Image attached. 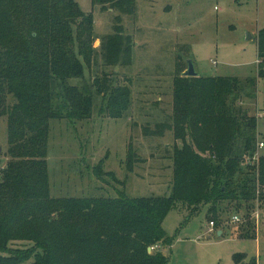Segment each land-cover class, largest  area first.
<instances>
[{
    "label": "trees",
    "instance_id": "trees-1",
    "mask_svg": "<svg viewBox=\"0 0 264 264\" xmlns=\"http://www.w3.org/2000/svg\"><path fill=\"white\" fill-rule=\"evenodd\" d=\"M92 2L119 12L104 43L103 65H132L133 38L125 34L121 14L131 15L136 0ZM94 27L77 0H0V118L7 121L9 158L0 172V264H169L155 248L172 245L163 228L172 210L184 208L189 220L203 207L213 213L219 203L251 213L264 205V157L253 162L258 123L241 102L245 95L254 98L256 81L183 74L173 80L170 120L144 130L146 136L171 130L182 142L171 156L168 196L130 198L119 190L111 198L52 196L50 121L90 120L97 99L101 113L117 120L131 104L130 85L105 74L86 78L99 56ZM258 40L264 75V29ZM134 159L130 144L128 173ZM104 162L93 168L96 178L121 185ZM22 242L29 246L17 245Z\"/></svg>",
    "mask_w": 264,
    "mask_h": 264
},
{
    "label": "rangeland",
    "instance_id": "rangeland-1",
    "mask_svg": "<svg viewBox=\"0 0 264 264\" xmlns=\"http://www.w3.org/2000/svg\"><path fill=\"white\" fill-rule=\"evenodd\" d=\"M77 2L85 14L93 16V46L99 51L86 72L87 80L105 74L117 85H130L131 104L117 120L101 113V99H97L90 120L50 121L48 165L54 198H111L116 197L117 190L130 198L170 194L171 156L175 143L181 147L182 142L175 141L171 130L163 136H146L144 130H154L157 124L170 120L173 80L188 69V61L201 77L256 81L254 98L249 100L245 95L241 102L256 117L258 143H264V75H260L258 63L264 0H136L131 15L121 14L125 34L133 38L132 65L116 67L104 66L101 53L106 38L114 32L119 12L102 11L92 0ZM130 144L139 159H134L133 171L128 173ZM7 149V121L0 118V172L9 159ZM261 157L264 147L253 162ZM102 160L105 171L113 173L121 185L110 177L105 181L96 178L93 168ZM213 211L203 207L189 220L182 207L169 212L163 228L172 245L156 251H163L169 264H237V255L246 263L264 264V205L257 204L251 213L225 202ZM234 216H239L240 222H234ZM212 221L215 229L210 233ZM218 229L225 234L219 235ZM17 245L29 246L24 242Z\"/></svg>",
    "mask_w": 264,
    "mask_h": 264
},
{
    "label": "water",
    "instance_id": "water-1",
    "mask_svg": "<svg viewBox=\"0 0 264 264\" xmlns=\"http://www.w3.org/2000/svg\"><path fill=\"white\" fill-rule=\"evenodd\" d=\"M187 63H188V69L183 73V77H199V74L196 72L193 62L188 61ZM219 235H221V232L219 233ZM148 251L149 253H151L152 248H149Z\"/></svg>",
    "mask_w": 264,
    "mask_h": 264
},
{
    "label": "built area",
    "instance_id": "built-area-1",
    "mask_svg": "<svg viewBox=\"0 0 264 264\" xmlns=\"http://www.w3.org/2000/svg\"><path fill=\"white\" fill-rule=\"evenodd\" d=\"M258 63H260V61L258 60ZM264 147V143H258V150H260V149H262ZM233 220H234V222H240V217L239 216H234L233 217ZM214 223L212 222V223H210V226H209V229H208V231L210 232V233H212L213 231H214Z\"/></svg>",
    "mask_w": 264,
    "mask_h": 264
},
{
    "label": "crops",
    "instance_id": "crops-1",
    "mask_svg": "<svg viewBox=\"0 0 264 264\" xmlns=\"http://www.w3.org/2000/svg\"><path fill=\"white\" fill-rule=\"evenodd\" d=\"M217 232H218V234L221 232L222 233V236L225 234V231L220 230V229H218Z\"/></svg>",
    "mask_w": 264,
    "mask_h": 264
}]
</instances>
